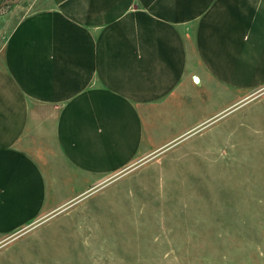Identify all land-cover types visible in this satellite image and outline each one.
Here are the masks:
<instances>
[{
    "label": "crops",
    "instance_id": "0c3cea01",
    "mask_svg": "<svg viewBox=\"0 0 264 264\" xmlns=\"http://www.w3.org/2000/svg\"><path fill=\"white\" fill-rule=\"evenodd\" d=\"M47 3L0 46V246L264 88V0Z\"/></svg>",
    "mask_w": 264,
    "mask_h": 264
},
{
    "label": "rangeland",
    "instance_id": "374dc122",
    "mask_svg": "<svg viewBox=\"0 0 264 264\" xmlns=\"http://www.w3.org/2000/svg\"><path fill=\"white\" fill-rule=\"evenodd\" d=\"M47 1L0 5V46ZM256 93L14 233L0 264H264V88ZM224 99L206 97L197 113Z\"/></svg>",
    "mask_w": 264,
    "mask_h": 264
},
{
    "label": "water",
    "instance_id": "95a60500",
    "mask_svg": "<svg viewBox=\"0 0 264 264\" xmlns=\"http://www.w3.org/2000/svg\"><path fill=\"white\" fill-rule=\"evenodd\" d=\"M16 0H4L2 3H0V5L6 4L7 2H14Z\"/></svg>",
    "mask_w": 264,
    "mask_h": 264
},
{
    "label": "flooded vegetation",
    "instance_id": "af4514ba",
    "mask_svg": "<svg viewBox=\"0 0 264 264\" xmlns=\"http://www.w3.org/2000/svg\"><path fill=\"white\" fill-rule=\"evenodd\" d=\"M7 3H12V2H7Z\"/></svg>",
    "mask_w": 264,
    "mask_h": 264
}]
</instances>
